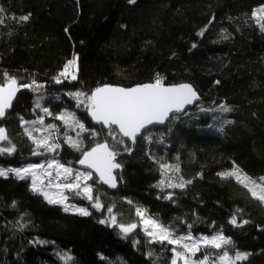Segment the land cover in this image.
<instances>
[{"label":"trees","instance_id":"1","mask_svg":"<svg viewBox=\"0 0 264 264\" xmlns=\"http://www.w3.org/2000/svg\"><path fill=\"white\" fill-rule=\"evenodd\" d=\"M0 8L5 9L0 84L9 77L18 84L36 82L35 91L21 88L6 120L0 121L8 130L6 145L16 148L11 156H0V167L43 161L31 154L35 144L20 117L35 121L43 115L46 124L62 125L54 116L67 110L98 133L95 140L82 135L86 150L105 139L112 143L107 130L93 124L67 93L90 94L104 84L132 87L159 77L166 86L189 83L202 96L179 120L151 129V143L138 139L132 146L125 140L118 156V188L89 183L94 196L99 189L101 211L67 192L69 202L88 207L90 216L48 204L30 190V179L0 178V264H63L57 253L70 256V264H170V249L176 246L148 243L137 207L177 237L187 235L188 224L195 237L222 232L231 238L225 246L231 255L248 254L237 264H264V201L227 175L237 168L251 180L264 178V21L256 16L264 0H0ZM23 15L29 20L19 22ZM74 58L77 80L57 84L54 78ZM38 98L53 117L35 108ZM211 124L222 125L223 132L207 130ZM61 130L76 136L64 126ZM64 140L60 134L52 141L62 149L54 157L77 168L81 153ZM161 179L186 186L161 192ZM168 193L172 200L164 199ZM113 205L118 223L138 224L135 234L122 238L118 228L98 222ZM233 216L237 225L229 223ZM22 223L26 226L20 230ZM222 251L203 247L194 258L207 254L213 264Z\"/></svg>","mask_w":264,"mask_h":264},{"label":"snow or ice","instance_id":"2","mask_svg":"<svg viewBox=\"0 0 264 264\" xmlns=\"http://www.w3.org/2000/svg\"><path fill=\"white\" fill-rule=\"evenodd\" d=\"M129 3H135V0H129ZM5 9L0 8V23H3V14ZM255 15V13L253 14ZM29 20V15H23L19 18V22H26ZM76 59L69 60L59 76L55 77L57 84L62 83L64 80H77L75 74ZM8 77V74H4ZM24 83L18 84L16 78L9 77L4 83L0 84V120H4L7 115V110L12 107L13 99L15 98L18 91L21 88L36 90L34 85ZM70 99L75 101V107L77 109L83 108L86 115L91 118V121L101 126V130H107V136L111 138L112 143L110 144L107 139L104 142H96L90 146L87 150L83 146L82 135L88 133L93 140H95L98 133L95 129L89 130L85 127L83 122L76 117L74 112H68L67 110L54 116V114L41 104V99L38 98L35 101V108L41 109L42 112L50 117L54 116V119L63 122L66 128L76 132L75 138L68 135V132H64L65 140L64 143L68 147L76 152H80L81 156L78 159V164L83 166L84 170L75 169L70 166H66L60 163L55 158L46 161L45 163H27L21 167H0V178H8L11 174L15 179L18 180H31L30 190L43 197V199L50 205H63L64 212H74L81 216H90L92 213L88 207L78 206L75 204H69V197L65 195V191L74 193L75 197L81 200H86L90 204L92 209L101 211L104 207L101 202L99 189H96V195L94 196L93 184H89L88 181L93 180L94 184L107 185L109 188L116 189L118 186L117 176L114 174V170L121 169V164L117 162V157L121 154L120 146L125 144V139L128 138L133 144L139 139H143L149 143L152 142L150 126L154 125H165L166 122L172 120H179L180 116L185 113L186 107L193 104L198 99L196 92L193 90L191 85L180 84L174 86H166L162 78L157 77L154 82L144 83L135 85L132 87H120L104 84L96 87L86 94L84 92L67 93ZM224 112H229L231 109L228 107L221 106ZM203 111V109H202ZM71 121V123H70ZM31 123L32 125L44 126V116H38L35 121H25L23 117H20L21 127L24 129L27 137L32 140L35 144V148L31 150L33 156H43L46 154H52L60 149L59 143H50V139L54 134L59 132L57 125L48 124L43 130L48 134L42 139H36L33 136V131L40 132L41 127H34L30 130L25 125ZM224 123H230L225 121ZM78 126V131L76 130ZM170 131V129H169ZM218 131L223 132V126ZM0 141H9V137L6 133V128L0 126ZM41 149H43L41 151ZM123 151L130 153L132 148L125 147ZM16 152L15 145L10 144L9 146L0 145V156L8 155L11 156ZM162 169H167V164H161ZM45 170V175L48 177L47 184L42 179L38 178L37 170ZM51 169H55V180L54 183L52 178ZM178 171V169H176ZM235 174V173H232ZM226 175V174H218ZM94 176L98 177L94 180ZM239 179V177H237ZM122 180V177H121ZM243 182V181H241ZM191 183V181H188ZM255 183V181H253ZM38 185H40L38 187ZM53 186L55 187L56 194L53 195ZM184 182L171 183L161 179L157 185L160 191L163 192L164 188L171 189H184ZM252 195L255 197L257 193L254 189H249ZM166 200H172V193H168L164 196ZM260 201H264V194L258 196ZM132 203V201H128ZM12 207H16L13 202ZM113 207H108V216L100 219V224H106L109 227L118 228L122 234V238H128V236L134 233L137 228V223L123 224L118 223L116 215L113 214ZM146 209L137 207L136 216L140 218L139 224L143 228V232L148 243H159L163 245L167 242L168 245L179 246L183 250H178L177 247L170 249L172 253V259L170 264H177L178 260H182L183 264H209V256L204 255L203 259H192L197 252L201 251V247L223 249L222 252L218 253L217 257L213 261V264H237V262L247 258V253L236 251L234 256L226 249L225 246L232 243L231 238L226 237L221 233L204 235L201 234L199 237L192 235L190 229L191 224L187 225L189 232L186 236H175L171 228L164 226L157 218L145 215ZM179 219V218H177ZM232 225H237L236 217L233 216L229 221ZM244 224L248 221L244 220ZM26 226V223L20 225V230ZM184 241H190L184 242ZM36 243H43L41 241H34ZM134 243H139L135 241ZM149 257L152 253L149 252ZM63 264H70L71 257L64 253H57Z\"/></svg>","mask_w":264,"mask_h":264},{"label":"rangeland","instance_id":"3","mask_svg":"<svg viewBox=\"0 0 264 264\" xmlns=\"http://www.w3.org/2000/svg\"><path fill=\"white\" fill-rule=\"evenodd\" d=\"M261 11L259 12H257V14H256V16H257V18L260 20V21H264V9H260ZM70 123H71V121H70ZM49 124H55V125H57V127H58V129H59V132L57 133V134H54L52 137H51V139H50V143H52V141L54 140V139H56V138H58L59 136H60V134H62V136H64V132H65V130H61V127H63L64 126V124H62V125H59V124H56L55 122L53 123V122H50ZM46 125H48V124H46L45 123V120H44V126H40V125H28L27 126V128H29L30 130H33L34 129V127H41L42 128V130L40 131V132H36V131H33V136L36 138V139H42L44 136H46L48 133L46 132V131H44L43 130V128L46 126ZM222 125H218V124H211L208 128H207V130H209V131H212V132H215V133H221L220 131H218V129L221 127ZM65 127V126H64ZM76 127H78V126H76ZM69 129V128H68ZM223 129H224V127H223ZM67 130V129H66ZM69 130H71V129H69ZM72 131V130H71ZM73 132V131H72ZM71 137H73V136H71ZM64 138H65V136H64ZM73 138H75V137H73ZM0 145H3V146H7L6 145V142L4 141V142H1L0 141ZM43 149H41V151H42ZM53 158H55V157H53ZM52 157L50 158V159H53ZM56 159V158H55ZM41 160H43V159H41ZM47 160H49V159H47ZM47 160H43V161H41L40 163H45V168L47 167V165H46V161ZM56 160H58V159H56ZM59 161V160H58ZM60 162V161H59ZM60 163H62V162H60ZM73 168H75V167H73ZM75 169H77V168H75ZM51 172H52V178H53V181H54V183L55 182H57L56 180H55V172H56V170L55 169H51L50 170ZM171 170H169V172H170ZM170 173H172V171L170 172ZM232 173H235V174H232ZM37 175H38V178L39 179H42L43 181H44V183L45 184H47V182H48V177L45 175V170H43V169H41V170H37ZM227 175H229V176H232V177H234L236 180H238L240 183H242V184H244L246 187H248L249 189H254L255 191H256V193H257V198H258V196L259 195H261V194H264V178H262L261 180H256L255 181V183H253V181L254 180H251V179H249V178H247V176H245V174H243V172H241L239 169H237V168H235L234 170H232L231 172H229ZM237 177H239V179H237ZM91 181V180H90ZM90 181H88V183H90ZM241 181H243V182H241ZM40 185H38V187H39ZM52 194L53 195H55L56 194V190H55V187L53 186V192H52ZM65 195H67V191H65ZM68 196V195H67ZM68 203L69 204H73V203H70L69 202V200H68ZM57 205H61V206H63L62 204H57ZM71 212V211H70ZM72 213H74V212H72ZM142 227V226H141ZM143 229V228H142ZM184 242H188V243H190V241H184ZM177 248H178V250H183L182 248H180L179 246H176ZM203 247H201V249H202ZM198 253V252H197ZM196 253V254H197ZM192 259H194V260H196L195 258H194V256L193 257H191ZM177 264H183V261L182 260H178V262H177Z\"/></svg>","mask_w":264,"mask_h":264},{"label":"water","instance_id":"4","mask_svg":"<svg viewBox=\"0 0 264 264\" xmlns=\"http://www.w3.org/2000/svg\"><path fill=\"white\" fill-rule=\"evenodd\" d=\"M184 84L191 85V84H189V83H184ZM179 85H180V84H179ZM113 86H117V85H113ZM191 86H192L193 90L196 92L198 99H196V100L193 102L192 105L186 107V111H185L184 114H186L189 110L193 109L196 105H198L200 102H202V96L200 95V93L195 89V87H194L193 85H191ZM120 87H122V86H120ZM21 92H22V89H20V91L17 92L15 98L13 99L12 107H11L9 110H7L6 118H7V116H8V113L12 110V108H13L15 102L18 100V98H19ZM184 114H182L181 116H183ZM6 118H5L4 120H0V121H5ZM90 119H91V118H90ZM168 123H169V122H166L165 125H154V126H150V130H151V129H154V128H162V127H165ZM93 124H95V123L93 122ZM95 125H97V124H95ZM97 126H100V125H97ZM2 127H5V126H2ZM5 128H6V127H5ZM6 133H7V135H8V130H7V128H6ZM124 139H125L126 141H128L132 146H134V145L136 144V143L133 144L130 140H128V138H124ZM138 139H139V138H138ZM137 141H138V140H137ZM137 141H136V142H137ZM1 142H3V141H1ZM60 149H61V148H60ZM60 149H57L56 152H54V153H52V154H50V155H49V154H46V155H43V156H35L34 159H45V158H47V157H50V156L56 155V154L59 152ZM118 161H119V158L117 157V162H118ZM76 167H77L78 169L84 170V169H83V166L79 165L78 162L76 163ZM121 172H122V167H121V169L114 170V174L117 176V183H118V185H119L118 174L121 173ZM97 178H98V177H97ZM103 186L106 187V188H108V189L115 190V189L109 188L107 185H103ZM117 188H118V186H117ZM117 188H116V189H117ZM137 231H138V228H137V230H136L134 233H132V234H135Z\"/></svg>","mask_w":264,"mask_h":264},{"label":"flooded vegetation","instance_id":"5","mask_svg":"<svg viewBox=\"0 0 264 264\" xmlns=\"http://www.w3.org/2000/svg\"><path fill=\"white\" fill-rule=\"evenodd\" d=\"M59 152H62V149H60ZM59 152H58V153H59ZM58 153H57V154H58ZM57 154H56V155H57ZM56 155H53V156L47 157V158H45V159H48V158H51V157L53 158V157L56 156ZM45 159H43V160H45ZM40 160H41V159H40Z\"/></svg>","mask_w":264,"mask_h":264}]
</instances>
